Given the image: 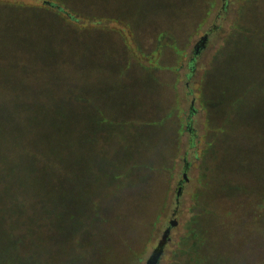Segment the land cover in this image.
<instances>
[{
    "label": "rangeland",
    "instance_id": "rangeland-1",
    "mask_svg": "<svg viewBox=\"0 0 264 264\" xmlns=\"http://www.w3.org/2000/svg\"><path fill=\"white\" fill-rule=\"evenodd\" d=\"M2 105L75 146L23 264H264V0H0Z\"/></svg>",
    "mask_w": 264,
    "mask_h": 264
},
{
    "label": "trees",
    "instance_id": "trees-1",
    "mask_svg": "<svg viewBox=\"0 0 264 264\" xmlns=\"http://www.w3.org/2000/svg\"><path fill=\"white\" fill-rule=\"evenodd\" d=\"M30 108L13 105L0 107V264H12L15 260L13 249L9 248L10 242L15 239L18 242L14 245L24 257L21 264L47 258L44 246L47 244L45 236L49 234L46 229L40 228L39 221L42 218H35L36 224L33 222L34 218L32 224L29 219L39 211L41 213V210H47L50 198H65L62 172L66 153L63 148L70 153L75 151L71 138L72 127L69 132L64 128L60 132L61 126L55 124V115H50L48 111L45 117L53 121L38 123L37 114ZM58 204L54 202V207ZM16 206H20L23 212H19ZM70 211L71 208L68 207L67 217L70 216ZM18 216L22 217L15 226ZM63 216L64 214L47 218L54 225L53 231H59L61 227L57 223ZM74 218L71 215L65 221H70L71 228L64 244L72 248L71 253L76 247V253L84 254L88 250L80 245L77 237L80 229ZM57 245L61 248L60 244Z\"/></svg>",
    "mask_w": 264,
    "mask_h": 264
},
{
    "label": "water",
    "instance_id": "water-1",
    "mask_svg": "<svg viewBox=\"0 0 264 264\" xmlns=\"http://www.w3.org/2000/svg\"><path fill=\"white\" fill-rule=\"evenodd\" d=\"M207 37H208V34L204 36V39H207ZM175 214H176V211L173 213V215ZM170 231H171V226L167 227L166 230L164 231L161 240L158 242L157 247L153 250L146 264H158L159 263V260L163 254L164 248L167 242L169 241Z\"/></svg>",
    "mask_w": 264,
    "mask_h": 264
},
{
    "label": "flooded vegetation",
    "instance_id": "flooded-vegetation-1",
    "mask_svg": "<svg viewBox=\"0 0 264 264\" xmlns=\"http://www.w3.org/2000/svg\"><path fill=\"white\" fill-rule=\"evenodd\" d=\"M170 233H171V231H170ZM170 236V235H169ZM169 240H170V238H169Z\"/></svg>",
    "mask_w": 264,
    "mask_h": 264
}]
</instances>
